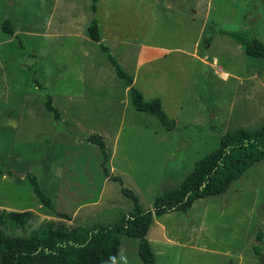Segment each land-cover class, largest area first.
Wrapping results in <instances>:
<instances>
[{
	"label": "rangeland",
	"instance_id": "1",
	"mask_svg": "<svg viewBox=\"0 0 264 264\" xmlns=\"http://www.w3.org/2000/svg\"><path fill=\"white\" fill-rule=\"evenodd\" d=\"M89 5L0 0V23L13 26L9 36L0 29V209L31 212L15 234L48 223L109 224L132 211L120 184L104 176L90 134L103 137L111 173L148 209L226 130L264 123V59L242 47L252 37L264 42V0H98L95 11ZM93 17L101 43L145 99L161 100L175 127L132 106L124 81L87 36ZM141 44L165 51L141 67ZM27 173L37 176L53 210L40 203ZM147 238L155 264H264V159L226 192L155 218ZM114 264H143L137 238L121 237Z\"/></svg>",
	"mask_w": 264,
	"mask_h": 264
},
{
	"label": "trees",
	"instance_id": "2",
	"mask_svg": "<svg viewBox=\"0 0 264 264\" xmlns=\"http://www.w3.org/2000/svg\"><path fill=\"white\" fill-rule=\"evenodd\" d=\"M97 2L98 0H90L91 11L96 10ZM0 29L8 36L13 33L9 20L2 21ZM86 32L89 39L100 44L116 74L124 81L132 106L136 110L155 114L167 129L175 127L177 122L163 110L161 100L145 99L141 90L133 84V76L123 70L109 52L108 46L101 43L102 34L97 17L91 19ZM230 35L234 36L231 33ZM242 47L246 54L264 59V42L258 38H250L243 42ZM35 83L39 85L38 82ZM46 107L56 117L59 116L50 96H47ZM86 140L98 147L104 176L120 184L121 193L132 200V211L109 224L77 225L68 229L61 224L54 226L48 223L29 234L20 235L12 231L27 226L31 218L30 210L0 209V264H114L121 237L124 235L138 239V254L143 264H155V255L147 238V232L155 218L174 210L186 213L198 199L226 192L234 180L264 159V123L255 129H228L222 135L218 146L197 160L178 185L157 196L152 208L143 209L139 197L123 186L120 176L111 173L109 153L103 137L94 133ZM6 173L12 174L10 170H6ZM0 174H5L1 168ZM26 177L40 203L53 210L52 199L43 192L37 176L27 173ZM57 214L67 218L64 213ZM255 252L260 254L257 248Z\"/></svg>",
	"mask_w": 264,
	"mask_h": 264
},
{
	"label": "crops",
	"instance_id": "3",
	"mask_svg": "<svg viewBox=\"0 0 264 264\" xmlns=\"http://www.w3.org/2000/svg\"><path fill=\"white\" fill-rule=\"evenodd\" d=\"M136 48H137V52H138L137 61L139 63L144 62L142 65L140 64L141 67L146 63L145 60L151 59V57H158V56L162 55L165 51V49L163 47H159V46L153 45V44H141V45L137 46ZM140 66H137V68H140ZM134 78H135V75H134ZM134 81H135V79H133V83H134ZM77 209H80V207Z\"/></svg>",
	"mask_w": 264,
	"mask_h": 264
},
{
	"label": "water",
	"instance_id": "4",
	"mask_svg": "<svg viewBox=\"0 0 264 264\" xmlns=\"http://www.w3.org/2000/svg\"><path fill=\"white\" fill-rule=\"evenodd\" d=\"M24 174H25L24 172H18L17 173V175H19V176H24Z\"/></svg>",
	"mask_w": 264,
	"mask_h": 264
}]
</instances>
